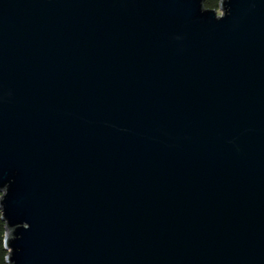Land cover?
Wrapping results in <instances>:
<instances>
[{
	"label": "water",
	"instance_id": "95a60500",
	"mask_svg": "<svg viewBox=\"0 0 264 264\" xmlns=\"http://www.w3.org/2000/svg\"><path fill=\"white\" fill-rule=\"evenodd\" d=\"M204 2L0 0L7 264H264V0Z\"/></svg>",
	"mask_w": 264,
	"mask_h": 264
},
{
	"label": "trees",
	"instance_id": "16d2710c",
	"mask_svg": "<svg viewBox=\"0 0 264 264\" xmlns=\"http://www.w3.org/2000/svg\"><path fill=\"white\" fill-rule=\"evenodd\" d=\"M222 0H205L204 7L207 10H216L219 11V7ZM1 198V195H0ZM5 223L2 221V213L0 210V264H7L8 251L5 246Z\"/></svg>",
	"mask_w": 264,
	"mask_h": 264
},
{
	"label": "rangeland",
	"instance_id": "374dc122",
	"mask_svg": "<svg viewBox=\"0 0 264 264\" xmlns=\"http://www.w3.org/2000/svg\"><path fill=\"white\" fill-rule=\"evenodd\" d=\"M222 13L221 12H219V15H221Z\"/></svg>",
	"mask_w": 264,
	"mask_h": 264
}]
</instances>
